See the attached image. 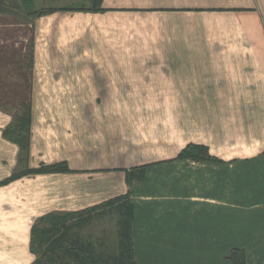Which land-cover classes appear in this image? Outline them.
I'll return each mask as SVG.
<instances>
[{
	"label": "crops",
	"instance_id": "obj_1",
	"mask_svg": "<svg viewBox=\"0 0 264 264\" xmlns=\"http://www.w3.org/2000/svg\"><path fill=\"white\" fill-rule=\"evenodd\" d=\"M46 1L53 11L31 20L0 13V182L17 165L2 130L22 102L27 167L70 171L0 185V264L34 262L37 218L121 195L137 264H231L232 248L264 264V0ZM130 93L185 110L188 120H171V152L133 149L115 111ZM187 144L216 160L177 159ZM135 166L143 178L128 184Z\"/></svg>",
	"mask_w": 264,
	"mask_h": 264
},
{
	"label": "trees",
	"instance_id": "obj_2",
	"mask_svg": "<svg viewBox=\"0 0 264 264\" xmlns=\"http://www.w3.org/2000/svg\"><path fill=\"white\" fill-rule=\"evenodd\" d=\"M29 5L30 0H24ZM100 0H93L90 10L97 7ZM20 0H0V13H11L19 16L17 10ZM30 6V5H29ZM27 10L30 8L27 7ZM51 8H40L25 12L27 20L50 13ZM31 16V18H28ZM32 40H29L25 53V66L32 70ZM31 122V106L20 103L10 123L2 130L4 138L16 143L19 147L20 160L28 157ZM177 159L216 160L208 154L204 145L187 144L178 154ZM145 166H135L126 173V182L140 181ZM70 171L65 162L41 164L37 168H25L13 172L3 183H8L27 174H45ZM109 217L114 221L113 234L101 233L84 235L83 230L95 221ZM133 206L128 195H121L90 208L76 212H51L39 217L30 228L29 249L38 255L33 264L48 261L59 264H137L132 245L131 223ZM110 237H113L110 240ZM228 259L231 264H246L242 248H232Z\"/></svg>",
	"mask_w": 264,
	"mask_h": 264
},
{
	"label": "rangeland",
	"instance_id": "obj_3",
	"mask_svg": "<svg viewBox=\"0 0 264 264\" xmlns=\"http://www.w3.org/2000/svg\"><path fill=\"white\" fill-rule=\"evenodd\" d=\"M20 4L21 6L19 7L16 13L19 16L11 13L9 14L14 15L17 18L24 19L26 21L27 19H25L26 18L25 12L27 11L32 12V10L35 11V8H37L36 10H38L40 9V7L43 8L44 5L45 6L51 5L50 1H46V0L45 3L44 0H30L29 1L30 6L27 5L24 0H20ZM27 7L30 8V10H27ZM28 18H31V16H29ZM32 59H33V46H32ZM168 95L171 96V94ZM117 96H118V102H117L118 107L115 110L116 120H118V125L120 124L121 126H124L125 124L129 126L130 124H132L133 127L132 142H133L134 150L137 149L136 148L137 144H142L143 145L142 149L146 148L148 149V152L150 151L154 152L157 150L158 151L163 150V152L164 150L166 152H171L174 149L175 146L173 142L171 120H188V117L185 114V110L172 109L171 100L163 102V100L160 99L156 93H130V94H117ZM23 103H28V102H23ZM27 159L20 160L19 151H18L17 165L13 172H20L25 168H28ZM28 175H34V174H27L24 175V177ZM7 178L2 180L0 182V185L7 184V183H3ZM55 212L59 213L60 211H55ZM5 213H7V211H5ZM36 220L32 223V225L36 222ZM114 224H115L114 221L111 220L109 217H104L103 219L95 221L92 225L85 228L83 232L84 235H87L89 233L93 235H101V233L113 234ZM112 238L113 237H110V240ZM33 255L35 256V259L38 257V255L36 254ZM42 260L43 261L40 264H59V263H50L48 261H44V259Z\"/></svg>",
	"mask_w": 264,
	"mask_h": 264
}]
</instances>
